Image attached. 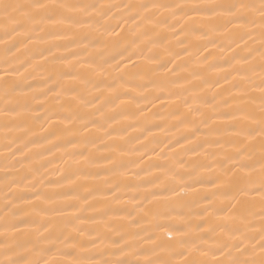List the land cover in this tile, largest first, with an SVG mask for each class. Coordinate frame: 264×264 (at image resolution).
I'll list each match as a JSON object with an SVG mask.
<instances>
[{
  "label": "snow or ice",
  "instance_id": "1",
  "mask_svg": "<svg viewBox=\"0 0 264 264\" xmlns=\"http://www.w3.org/2000/svg\"><path fill=\"white\" fill-rule=\"evenodd\" d=\"M0 57V264H264V0H0Z\"/></svg>",
  "mask_w": 264,
  "mask_h": 264
},
{
  "label": "bare ground",
  "instance_id": "2",
  "mask_svg": "<svg viewBox=\"0 0 264 264\" xmlns=\"http://www.w3.org/2000/svg\"><path fill=\"white\" fill-rule=\"evenodd\" d=\"M113 2H120V0H113ZM128 2H138V0H128ZM0 59H2V57H0ZM157 136L159 139L164 138L163 134H160V133H157Z\"/></svg>",
  "mask_w": 264,
  "mask_h": 264
}]
</instances>
